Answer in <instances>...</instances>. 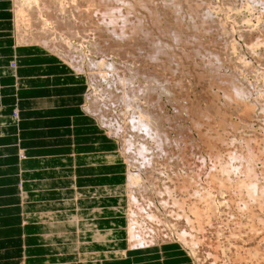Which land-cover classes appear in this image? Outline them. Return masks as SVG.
<instances>
[{"label":"bare ground","instance_id":"bare-ground-1","mask_svg":"<svg viewBox=\"0 0 264 264\" xmlns=\"http://www.w3.org/2000/svg\"><path fill=\"white\" fill-rule=\"evenodd\" d=\"M52 1L53 0H44V3H43V2H41L39 0H19V3L21 2L22 6H20L19 10H18V12H19V14H18V22H20V23L23 22V25H24V23H28V25L31 24V29L33 30V28H32V26H33L35 31L34 32L30 31L31 33L29 35L34 33L33 35L35 36V34H36V39L32 38L30 36H29L30 37L29 38V37H27V35L26 36L25 35H20L19 36V41H20L19 45H16L17 41H16V33H15V30H16V27H15L16 24H15V19H14L15 15H12V12L10 10V19H11L12 27H13V41L15 42L14 43V48H15V52H16V59H15V62H13L12 66L16 70L17 84L20 87V89H22V87L29 86L30 83H27V81H24V80H22L19 77H24V76L32 74V72L28 73V74H22V72H21L20 74H18L19 68L24 67L22 65L24 60H32V61L35 60L36 64H38V65H42V64L45 65V64H49V63H52V64L64 63L65 64L66 63L65 61H67V58H68L69 55H72L71 54L72 52L78 51L80 48H82L80 45H78V46H80V48L79 47L76 48V45H73L72 39H70V38L71 37L75 38L77 35L80 34L82 36L81 38L84 41H88L90 39V35H91V34H89V33H91L89 30H91V31L98 30L101 33V35L99 34L100 38L103 36L102 34H105L107 36V38L104 37L105 35L103 36V39H104L103 46H106V49L109 51V52H107V54L108 53L109 54L112 53L113 55L114 54L115 55H119L118 52L119 51L123 52V49H122V47H123V48L131 50L132 52L136 53L138 56L143 55V54L145 56L149 55V58L146 61H148L149 63L153 64V66L155 67V68L153 67L154 68L153 71H156L157 69L161 68V66H160L161 63L160 62H162V65H163V67L161 68L162 71L165 68H166L167 71H168V69L169 70L170 69L174 70V68L176 66L175 64H178L177 62L172 61V57L171 56L174 57L175 54L173 53V51L169 47H171V45H174V44L176 45V43L179 44L180 41L178 42V40L181 38L180 37L181 35L177 31L174 30L175 28L178 29L177 28L178 26H175V28H173V29L171 28L172 30L175 31V32L172 31L174 33H171L170 30H169V27H171L170 26L171 24L168 26V30H165L167 28V26L161 25V26H163L162 27L163 29L165 27V29H164L165 31L164 30L161 31L162 28L160 29V27L158 26L160 24V22H159L160 20L158 18L160 16L161 12H159V13L157 12L158 11L157 10L158 9L157 5L160 4V3L162 4V2H156V0H54V3H53ZM74 1L76 2V4L73 3ZM160 1H163V4H164V0H160ZM72 3H73V5H82L83 4V6L88 8L89 11H92L91 12L92 15L89 14L88 15L89 17L87 18V20H85L83 18H80V17H74V15L76 13H74V15L71 14L73 12L72 11L73 8H72V6H70ZM165 3L168 4V2H165ZM12 4L14 5V1H12ZM161 4L159 6L160 8L162 6ZM52 6H53V8H52ZM178 6H179V4H178ZM163 7H164V5H163ZM187 7H188L187 9H189V4H188ZM76 8H77V6H76ZM76 8H74V9H76ZM179 8H180V6H179ZM80 9H81V7H80ZM164 9H165V7H164ZM175 9H176V7H175ZM83 10L84 9H81L80 11L83 12ZM191 10H190V12H191ZM49 11H50V13H49ZM63 12H65V14L67 16H66L65 19H60L59 16H57V14L59 13L60 16L61 15L63 16V14H62ZM75 12H78V11H75ZM148 13H151V15L153 13L154 16H152V18L153 19L155 18L156 21H157V19L159 20V21H157V22H159V24H157V25L155 23L156 22L155 20H154L155 22H153L152 19L149 20V21L155 23V28H153L152 26H150L148 24V22H146V21H148L146 19V14H147V17H148ZM181 13L182 12L180 11V14ZM13 14H15V13H13ZM65 14H64V16H65ZM68 14H70V15L68 16ZM174 14H175V12H174ZM175 15H177V12H176ZM30 18H34V20L29 22ZM84 21H85V23H84ZM50 25H53L54 27H52ZM25 26H27V25L25 24L24 27ZM183 26H186V25H183ZM156 27L157 28L159 27L160 31ZM52 28H53V31H52ZM179 28H182V27L179 26ZM184 29H185V27H184ZM59 30H61L63 32L60 33ZM156 30H157V32H156ZM23 31H25V30H23ZM202 31H204V30H202ZM27 33L28 32H26L25 34H27ZM63 33H64L65 37L64 36L61 37V35H63ZM95 34H97V33H95ZM198 35H199V33H198ZM73 36H75V37H73ZM160 36H161V38H160ZM101 40H102V38H101ZM90 41H91V39H90ZM80 42H79V44H80ZM102 42H103V40H102ZM86 43L89 44L90 42L88 41ZM93 45H94V43H93ZM99 45L97 44L95 46V49H96L95 51H101L102 54L106 53V50H104L105 48L101 49ZM101 45H102V43H101ZM118 45H120V47H118ZM166 46H167V48H166ZM112 47H114V48L116 47V50L114 48H112ZM164 47H165V49L169 48L171 50V53H173L174 55H172L170 53L171 54V56H170L169 53H165V52H169L168 51L169 49L168 50L164 49L165 51H163ZM171 48L174 49V47H171ZM57 49H62V50L64 49L65 50L64 52H61V50H60V52L64 53V54L63 55H61V54L58 55L59 56L58 59H62L63 62H61V60H59L60 61L59 62V61H53V60H50V59L40 61L41 59H39V56H34V55H38L39 53H42V52L44 53L45 51L49 52V51H54V50H57ZM180 50L181 49H179V51ZM36 52H38V54H36ZM80 52H81V50H80ZM81 55H79V57H81ZM103 55H105V54H103ZM48 56H49V58H53V57L57 58L56 55H52V54H49ZM109 56H112V55L110 54ZM178 56H180V54ZM133 57H135V55ZM191 57H193V55ZM176 59H177V55H176ZM179 59H182V58L180 57ZM182 60H184V59H182ZM86 62H87V67L89 68V75L94 74V76L96 75L94 77V79L103 80L104 77L106 76L107 72H106V74L102 75L101 73H98V71L94 69L93 66H96L95 64H97V63H95V62H97V61L93 62L90 58H88ZM164 62H165V64H164ZM178 62H180V60H178ZM68 63L74 68V69L70 68L66 64L72 70V73L74 74V76L61 77L60 79H55V78H50V79L52 81H54V82L63 81V82H60V83H69V85L72 84V83L74 84L75 81L79 82L76 86L75 85L72 86V88L65 87L64 84H62L60 87L61 88H65V89H69V90L74 91V92L76 90L78 93H81V94L83 93L82 95L84 96V99H83L81 107H82L84 113L87 116L94 118L96 124L101 129H103L102 125L100 126V124H99V122L97 120L98 118L95 115H93L91 112L86 110V98H87L88 89L85 88L86 76L84 75V73H82V71H81L82 68H80L81 67V63H84V59H82L79 62L80 66H77V65L73 64L72 62H68ZM131 63H132V61H131ZM129 65H131V64H129ZM167 65H168V67H167ZM182 65H181V67H182ZM111 66L113 67V64ZM112 67H110V68H112ZM131 67H132V65H131ZM178 69H179V67H178ZM132 70H134V69H132ZM159 70H157V71L159 72ZM210 70H211V68H210ZM20 71H22V70L20 69ZM129 71H131V70H129ZM162 71H161V74H162ZM178 71H180V70H178ZM233 71H234V69H233ZM115 72H117V71H115ZM125 72L128 73L127 71H125ZM174 72H176V69L174 70ZM152 73L150 75L151 77H152V75H155L154 72H152ZM176 73H179V72H176ZM234 73H235V71H234ZM161 74L159 73L160 76H161ZM46 75H48V74H46ZM46 75H44V76H46ZM121 75L123 76V74H121ZM122 76H118V80L120 81V83H121L120 79L123 78ZM157 76H158V74H157ZM157 76H153V78H155ZM171 76H174V75H171ZM176 76H177V74H176ZM233 76H235V75H233ZM237 76H239V75H237ZM237 76H235V77H237ZM151 77L148 79L149 81H150V79H152ZM179 77L181 78V76H179ZM158 80L163 81V84H164L163 87L160 85V84H162V82L160 83L158 81L160 83V84L158 83L159 87L161 86L162 88H164L167 85L166 82L169 81L168 79H166L167 80L166 81L165 78H164V80L166 81L165 82L162 77H160V79L158 78ZM125 81H127V80H125ZM87 82H88V80H87ZM178 82H180V81L171 82L170 83L171 85H169V86L167 85L165 90H163L162 92H164V93L166 92L168 95L172 94L171 96H175L174 95L175 94L174 90L177 91V89L176 88L174 89V87L175 86H177V88L179 87L180 84L178 85L177 84ZM60 83H57V84H60ZM127 83H128V81H127ZM138 83H139V81H138ZM149 83H151V82H149ZM149 83H148V86L145 88V90H151L150 93H152V91L154 90L155 87L152 88V86H151L152 89H149ZM154 83H155V81H154ZM91 84H93V82ZM129 84H131V83H129ZM124 85H126V83H124ZM156 85H157V83H156ZM182 85L184 86V83H182ZM224 85H225V83H224ZM130 87H131V85H130ZM112 88L114 90H116L115 88H117V87L110 83L108 89L112 90ZM185 89H187V88H185ZM114 90L112 92L111 91H109V92H111L112 95L117 96V93ZM118 90H119V88H118ZM118 90H117V92L119 93ZM236 90H237V88H236ZM238 90H239V88H238ZM162 92H159V93H162ZM173 92H174V94H173ZM178 92L180 94V98H179V96L176 95V97H174L175 99H173L174 101L173 100L172 101L175 102L174 105H177V103H178V105L183 106L184 103L187 102V101L184 102V100H183L184 98L181 97V94H185V93L184 92L182 93L181 91H178ZM111 93H110V95H111ZM187 94H185V95H187ZM193 94H194V92H193ZM95 95H96V93H95ZM239 96H240V94H239ZM158 98L160 99V97H158ZM236 98H238V97H236ZM185 99L187 100L188 98L186 97ZM189 99H188V101H189ZM200 99H202V98H200ZM124 100L125 101L128 100L126 95H124ZM193 100H194V98H193ZM203 100H205V97H204ZM155 102H157V101L155 100ZM192 102H193L192 100L188 102V104L189 103L190 104L188 105V107H186V109L188 110L190 107H191V109L193 108L192 109L193 110V112H192L193 117L192 118L196 119L197 122H198V120L200 121L201 119H203V118H201L199 116H201V114H202L201 111L204 108L202 107V110L200 108H196V105H194V103H193L194 106L191 105ZM208 103H210V102H208ZM131 105L132 104H127L128 107H130ZM159 105H160V103H159ZM212 105L214 106L213 103H210L207 106V108L205 109V110H207L209 112V114H211V111H212V113L216 112V108H214ZM156 106H152V107H156ZM185 106H187V105H185ZM158 107H159L158 109H160L161 106H158ZM173 108H174V106H173ZM174 109H176V108H174ZM187 110L185 112L189 113L188 111H190V110H188V111ZM156 111H157V109H156ZM175 112H177V110ZM179 112H181V111H179ZM177 114L179 115L180 113H177ZM194 114H195V116L196 115H198V116L195 117ZM167 115L168 114H166L164 111H162V115H160V117H156L155 118L153 116V114H152V111L146 113L144 111V109L139 107V106H134L133 107V111L131 112L130 117H129L130 118L129 119V123L132 125L131 127L133 128V130H135V132H138V136L140 138H137V140H136L135 138L131 137V138H129L126 141V145L128 146V148H130L129 150L131 151V153H132L131 155L134 158V160H132V162L122 161L120 159V155H119L118 150L115 149V150H111V151H106L105 153H91V154H73V153H71V154H68V156L69 157H75V159H73V160L70 159L73 163L71 165H68V164L61 165L62 169H64V168L74 169L77 165H91V164L99 165V166H103V165H108L109 166V165H111V166H114V167H117V168L122 167V169H123L122 174L124 173V177L122 179L124 180V184H122L121 186L109 187L107 189L101 188V187L100 188H96L92 192V194H94V195H92V197H96V196L97 197L117 196L118 198H121L125 202L124 204L113 205V206L111 205V206H109L107 208L100 207V208H96V209H94L92 211L89 210V214L87 213V216L85 218H83V217H79L78 218L77 200H78V198L80 196H82L83 198H89V196H90L89 193L90 192L84 190V188L80 189V187L77 186V184L75 182L72 183V185H73L72 187L74 188L73 190H71V189H63V188L57 190L56 188H52V189H56V190H49L47 192L42 191V192H37V193L35 192V193L29 194V195L26 194V196L23 193H21V197H22V199H24V203H25V207H24V204H23L24 220H26V218H25V210L26 209H29V211L32 212V213H30L29 216L33 220L32 223L29 222L30 223L29 227H27V225H28L26 223L27 220L24 221V224H22V225H24V227H23L24 228V232L27 235L26 236L27 238L24 240V242L28 246V247L25 248V252H26L27 255H30V257H27L25 259V263L26 264H29V261L31 260L32 256L37 251L40 250L39 247L45 248L43 250L44 252L51 253V252H56L58 250H60V251L64 250L65 246H67V245L69 247V249H68L69 251H66V252L67 253H73L74 256H72V255L71 256L74 257V259L66 260V262H62V263L61 262H51V263L49 262L48 264H101L100 262L103 261L104 259L107 260L109 258H114V257L121 258V257H123V255L127 251L137 250V249H144V250L146 249L147 250L148 248H151V247H154V246H163V245H167V244H171L172 245L173 243L181 244V246H182V242L181 241H185L186 244L188 243V244H190L192 246L190 248L194 249L193 250L194 251V256L196 254V256H197L196 258L199 257L198 258L199 264H201V263H205V264H227L226 260H228V258L232 257L233 254H235V256H236L237 253L234 252V250H232L231 248L227 247L226 241H229V239L231 241V239L235 238L237 234H241V235H242V233L245 234V232H243V231H244V229L246 230L248 228L247 227L248 224L252 223V221H250V220H254L253 218H255V217H257V219L260 218L259 217L260 211H259L258 214H256L257 212L255 211L256 213L251 215V212L253 211L254 207L252 209H250L249 207H251L252 205L249 206V207L247 206L248 213H250V215H251V216L249 215L250 218L253 216V218L249 220L250 222L246 223V221H245V223L242 224L241 220H242L243 217L240 220L238 218L236 219V217H235L234 218L235 219L234 220L235 221L234 226H232L233 228L231 227V231H230L232 236L229 235L230 233H228V235L231 236L230 238H228V236H226L227 232L225 233V237H227L228 240L224 239L223 241H221V239H220V241L219 240H215L214 241V240L211 239L210 243H212V244H210V243L207 244V240H208V237H207V233L208 232H207V230L210 231L211 228L214 229L213 228L214 225L212 224L211 228L206 229L207 224L210 223L209 221H208L209 223L207 222L208 215H207L206 210H207V208L212 209V207H213L212 205L213 204H212V200H211V197H210V194H209L211 192V188H210V192L209 193H205V191H207L209 189L203 191V187H202L203 185L200 182L201 179H199V172L200 171L199 172L197 171L198 173L195 171L196 175H193V176L191 175L192 177H190V174L193 173L194 171L192 172L193 169H191L190 165L187 163L190 160L186 161L187 160L186 159V160H182V161H186L185 163H187V166L181 164L183 162H180L177 165L174 163L176 165V167H174V168H177V166H179V168L182 170V172H181V170L179 169L180 172L182 173V175H181V173L179 175H181V177L183 176L182 179L180 177L179 178L182 181L183 180L186 181V179H187V181H189V183L186 181L187 183L185 185L184 181H183L182 183L185 186L184 185L181 186L180 184L178 185V183H177V187L175 185L174 186L172 185V187H171L170 186L171 182L168 185V181L167 180L165 181L163 179L165 177H162L163 173L165 174V173H168L170 171L169 167L166 165V163L168 161L175 162L176 161L175 159L178 158L177 154L178 153L180 154V152L182 153V151H185L182 148V146H181L182 143L179 141V139H181V138H177L178 141H174V140L172 141L171 138H175V137H170V134L168 135V132H169L170 129L168 130V128L165 127L164 121L163 122L161 121L162 118L167 119L168 118ZM182 115H183V113H182ZM206 115H207V113H206ZM197 118H199V119H197ZM177 119H178V117H177ZM181 119L183 121V118H181ZM155 121L158 122V123H155ZM193 125H194V128H195V125L197 126V123H195L193 121ZM177 126H178V124H177ZM209 126H207V127H209ZM172 129L173 128H171V130ZM198 129H200V128H198ZM223 129H224V127H223ZM211 130H212V128H211ZM215 131H217V130H215ZM175 132H173V133H175ZM184 132H187V130L184 131ZM211 132L212 131H210V133ZM189 134H187V135H189ZM198 135H199V133H198ZM211 136H213V135H211ZM211 136L209 135V138H207L208 135H206V139L203 138V137H202V139H204V140H208L209 139L208 141H210V139H211L210 143H212V142L214 143V141L212 139L213 137H211ZM199 139H197V140H199ZM216 139H218V138H216ZM220 140H221V137H220ZM113 141L115 142L116 140L113 139ZM208 141H205V142H208ZM218 141H219V139H218ZM195 142H197V141H195ZM172 143L176 144L175 145L176 146L175 147V151H173V150L169 151V149H168V145H173ZM222 144H224V143H222ZM102 145L105 146L104 144H102ZM110 145H112V143ZM184 145H185V143H184ZM208 145H209V142H208ZM228 145H230V144H228ZM197 147H199V146H197ZM186 148L187 147H185V149ZM208 148H209V146H208ZM188 149H189V147H188ZM192 149L194 150V148H192ZM192 149L190 148V150H192ZM212 150H214V149H212ZM191 152H190V154H191ZM184 153L185 152H183L182 155H184ZM186 153H189V152H186ZM197 154H196V157H197ZM154 155L156 157L160 156V158H161V160H160V158L159 159L157 158L155 164H153V162L155 160L152 159V157ZM163 155H164V157H162ZM182 155L180 154L179 156L182 157ZM62 156L61 155H48V156L34 157L33 159H30V160L27 159L26 157H23L21 159V161H20L21 181L23 180V177L25 175L24 171L27 170V169H48V168L54 169V168H58V167H50V165H52V164L54 165L55 161H57L58 163H61ZM155 156H154V158H155ZM190 156H188V158L191 159ZM198 157H201V155L199 154ZM239 157H236V156L234 157L232 155L231 158H229L230 161H222L223 163L220 162L221 163V170H219V169L216 170L215 169L216 171H214L213 174L211 176H209V177H211V179H209V180L213 179L215 182H217L219 184H223L225 186H226V184L229 185V186L230 185L232 186V182H234L233 185H235V186L238 185V187L241 189V191H245L247 193V197L249 195L250 199L254 198L253 200L256 201V204H257V202H259V204L261 206L260 208H263L262 205L264 206V188L261 189V187H263V186L258 181L259 177H257V178L254 177L252 175L253 174L252 172H251L252 176L251 177L249 176L248 179H246L248 176H245L246 178H244V179H246V181L243 178L240 177L241 175L238 176L240 173L242 174L243 172H247L248 171V170L247 171H243L242 168L240 170V167L242 166L241 165L242 161L241 160L239 161ZM183 158H184V156H183ZM235 158H238V159L236 160ZM178 159H177L176 162H179ZM162 160H163V162L165 161L163 165L162 164L161 165L157 164V161H162ZM196 160H198V159H196ZM235 161H239V162L236 163ZM194 162L196 163L195 159H194ZM190 163H191V161H190ZM211 163L213 165L214 160ZM55 164H57V163H55ZM214 164L217 165L216 163H214ZM193 165H195V164H193ZM166 166L168 167L169 171L166 169L168 172H166V171L164 172V170H163V169H165ZM173 166L174 165H172V168H173ZM195 166H197V165H195ZM244 168H245V166L243 167V169ZM196 169H197V167H196ZM201 169L202 168H200V170ZM213 169H214V167H213ZM22 170H23V173H22ZM64 170L62 172V175L66 174L68 176L67 171H64ZM146 170L147 171L152 170L151 172H153L155 170L156 171L158 170L157 173H156V176H155V180H153V178H152V180L153 181H158V180L163 181L164 180V182H163L164 186L161 185L162 186L161 187V186H159L158 183L155 184V182L151 183V184L149 182L150 185H148L147 181H145V179H143L144 178L143 174L147 172ZM151 172L148 175H151L152 174ZM211 172H208V173L211 174ZM237 173H238V175H237ZM171 174H172V172H171ZM177 174H178V172H177ZM244 174H246V173H244ZM248 174H249V171H248ZM159 176H161V177H159ZM176 176L178 178V175H176ZM172 179H173V177L171 178V180ZM249 179H250V181L248 182L247 180H249ZM174 180L176 181V179H174ZM178 181L179 180L177 179V182ZM172 182H173V180H172ZM46 183H47V181H46ZM68 183H70V182H68ZM209 183H208V185H209ZM212 184H213V182H212ZM213 186H214L213 188H215L214 184H213ZM220 186H219V188H220ZM241 186H244V188H246V189H244ZM173 187H174V189H173ZM181 187H182V189L179 190V188H181ZM232 187H234V186H232ZM216 188H217V186H216ZM242 188L244 190H242ZM175 190H176V192H179L178 195H175L176 192L174 194H172V192L175 191ZM219 190H221V189H219ZM73 191H74V194H71V192H73ZM219 192H221V191H219ZM214 195H215V193H214ZM211 196H212V194H211ZM243 197H244V199H243ZM243 197L241 199H242V201H245V203H243L245 205L244 206V208H245L246 205H249L248 202L249 203H251V202L249 200H247L248 198H246V196H243ZM182 199H183V202H179L180 200L182 201ZM122 200H120V201H122ZM142 202H143V204L146 205V207L149 210L142 204ZM223 202H224V200H223ZM26 206H27V208H26ZM258 206H257V208H259ZM47 208H49V209L47 210ZM166 210L167 211H172L174 216L179 217L177 224L182 223V231H181V234L179 236L180 237V241L173 240L172 238H169L167 236L166 229H165L166 219L164 217H162V215H161ZM230 210H229V212L232 213V211H230ZM238 210H240V211L243 210L244 211L243 205H242V208L239 207V209H237V211ZM263 210H264V208H263ZM180 211H182V214H181ZM207 211L209 212V210H207ZM240 211L238 213H240ZM243 211L241 212V215H242ZM249 211H251V212H249ZM215 213H216V211H215ZM234 214H236V213H234ZM246 214H247V212H246ZM263 214H264V212H263ZM244 215H245V211H244ZM230 216H232L231 219L233 220L234 216L232 214ZM236 216H238V215H236ZM249 216L246 215L247 219L249 218ZM215 219H216V217H215ZM259 220L261 221L262 219H259ZM259 220H258V222H259ZM212 223H213V221H212ZM218 223H220V222H218ZM263 223H264V217H263ZM263 223L261 221V224H263ZM254 225H252V226H254ZM256 225H257V223H256ZM35 226L42 227V229L39 230L36 235L32 233V230L37 228ZM218 226L219 225H217V227ZM208 227H209V225H208ZM241 227H243L244 229H241ZM258 227L260 229L259 224H258ZM262 227L263 228L260 229L261 232H260V230L258 232L256 230H254L255 228H257V226L253 229L254 231H256L255 233H254V231L253 232L250 231L251 232L250 235H252V236L249 237L248 240L250 241V240L254 239L256 242L257 241L259 243L262 242L263 244H260L259 246H257L256 245L257 243H255L254 240H253L252 242H254V243L253 244L250 243L251 244L250 248H243L249 254L250 260L252 259L251 253L256 254L257 257L259 256L257 259L262 258L259 261H261V260L263 261V259H264V257H263V255H264V226L262 225ZM217 229H219V228H217ZM217 229H214V233H213V230L210 231V233H212V236L215 235V232H216L215 230H217ZM240 229L243 230V231L239 232V231H241ZM217 233H218L219 236L221 235V231L220 230H217ZM247 233L248 232H246V234ZM222 234H224V233H222ZM247 235H249V233ZM247 235H246V237H247ZM161 238L163 239V241H161L162 240ZM220 238H222V236ZM213 239H215V238L213 237ZM241 239H243V237ZM46 241L47 242L50 241V245L49 246L47 245L48 247L46 245H44V246L42 245V243H45ZM249 241H247V242H249ZM245 242H242V243H245ZM34 245H36V247H34ZM241 245H243V244H241ZM204 246H206V248ZM212 246H213V249H214L213 252L211 251V249H210V251L208 249V248H210ZM237 246H238V244H237ZM46 249H49V250H46ZM202 249H204V250H202ZM207 249H208V251L206 252V254H204ZM196 251H198L200 254L198 255V253ZM203 251H204V253H202ZM240 252H241V250H239V254H238L239 256L242 255ZM117 255H119V256H117ZM187 255L191 258L192 264H195L193 256L191 254H187ZM225 258H227V259H225Z\"/></svg>","mask_w":264,"mask_h":264},{"label":"rangeland","instance_id":"rangeland-1","mask_svg":"<svg viewBox=\"0 0 264 264\" xmlns=\"http://www.w3.org/2000/svg\"><path fill=\"white\" fill-rule=\"evenodd\" d=\"M12 1H14V5L12 6L11 12H12V15H15L14 19H15V24H16V26H15L16 27V30H15L16 41H17L16 45H19V43H20V41H19L20 35H25V36L27 35V37L30 36V37L36 39V34H35V36L33 35L34 33L29 35L31 33L30 31H33V32L35 31L33 26H32L33 30L31 29V24L28 25V23H24V25L25 24L27 25L24 27L23 22H21V23L18 22V14H19L18 10H19V7L22 6L21 5L22 3L21 2L19 3V0H12ZM39 1L44 3V0H39ZM52 2L54 3V0ZM156 2H162V4L160 3L162 5L161 8L159 7L160 4L157 5L158 6L157 12L158 13L161 12L160 16L158 18L160 21L157 19V21H159L160 24H159V22H157L155 20V18L154 19L152 18V16H154L153 13H152V15H151V13H148V17L146 14V19L148 20L146 22H148V24L150 26H152L153 28H155V23H156V25L159 24L158 26L160 27V29L163 26H167L166 29L164 27L165 30H168V26L171 24L170 25L171 27H169L170 32L174 33L175 31H177L181 35V36L179 35L181 37L178 40V42L180 41L179 44L176 43V45L175 44L171 45V47H174L175 50L172 49L171 47H169L175 55L173 53H171V50L169 48H168L169 50L165 49V47L163 48V51H165V50L169 51V52H165V53H169V54L171 53L172 55H174L175 58L173 56H171V54H170V56L172 57V61H175L178 63V64H175L176 66H175L174 70L176 69V72H179V73H176V72H174V70H171V69L170 70L168 69V71H167L165 68L166 66L164 67L165 69L163 68L164 70L162 71V69H161L163 67L162 62H160L161 68L158 67L160 70L157 69V70H159V72L157 70H156L157 72L153 71L155 68L153 66V64L146 61L149 58V55L145 56L143 54V55L138 56L136 53L132 52L129 49L123 48V47H122L123 52L117 51L119 53V55H115V54L113 55L112 53H110L112 56H109L110 54L109 53H108L109 55L107 54V52H109V51L106 49V46H103V44H104L103 36L105 34H102L103 35L101 37L103 40V42H102L101 38L99 37V34L101 35V33L98 30H95L96 32L89 30L91 32V33H89V34H91L90 35L91 41H90V39L88 41L90 43L92 42L91 44L90 43L87 44L86 42H88V41H84L81 38L82 36L80 34L79 35L76 34L77 35V36L75 35L76 37L73 36L75 38L71 37L70 39H72L73 45H76V48L77 47L80 48V46L82 48H80V49L78 48L79 49L78 51L72 52L71 53L72 55L68 56L67 61L72 62L73 64H75L77 66H80L79 62L82 59H84V63H81L80 68H82L81 71L86 76L85 88L88 89L87 98H86V110L91 112L93 115H95L98 118L97 120H98L100 126L102 125L106 135L110 138L112 137L111 139L116 140L115 141L116 149L119 152L120 159L122 161H127V162H132V160H134V158L131 155L132 153L129 150L130 148H128V146L126 145V141L131 137L135 138L136 140H137V138H140L138 136V132H135V130H133V128L131 127L132 125L129 123V119H130L129 117H130L131 112L133 111V107L139 106V107L143 108L146 113L152 111V114L155 118L160 117V115H162V111H164L166 114H168L167 115L168 118L167 119L162 118L161 121L162 122L164 121L165 127L168 128V130L170 129L169 130L170 133L168 132V135L170 134V137H175V138H171L172 141L173 140L178 141L177 138L182 139V140L179 139V141L182 143L181 146L185 150V151H182V153L183 152H185V153H184V155H182V153L180 152L182 157L179 156L180 155L179 153L177 154L178 158L180 157L181 159L176 158L175 160L177 161V159H178L179 162L168 161L166 163V165L169 167L170 171L168 170L167 166L163 170H164V172L169 171L170 173L169 172L165 173V174L163 173L162 177H165L163 179L165 181L166 180L168 181V185L171 182L170 183L171 187H172V185L173 186L175 185L177 187V183H178V185L180 184L181 186L184 184L186 185L187 182L189 183V181H187V179H186L187 182L185 180H183L184 181V184H183L182 183L183 181L181 180L183 178V176L181 177L182 170L179 168V166H177V168H174L180 162H183L181 164L186 165V166L188 163L190 165L191 169H193L192 172L193 171L194 172L190 174V177H192L193 175H196L195 173L197 171L198 172L200 171L199 172V179H201L200 182L203 185L202 186L203 191L209 189V190L205 191V193H209L210 188H211V192L209 194H210L212 204H213L212 209L207 208V210H209V212L206 210L207 215H208L207 222L208 221L210 222V223L208 222L209 224H207L206 229L211 228L212 224H213L214 226L216 225L215 226L216 228L213 226L214 229L219 228L217 230L221 231L220 236L218 235L217 230H215L216 231L215 235L212 236V233H210V231L213 230V233H214V229L211 228L210 231L207 230V232H208L207 233V237H208L207 244L210 243L211 239L214 241L215 240L220 241V239H221V241H223L224 239L228 240L227 237H225V233L227 232L226 236H228V238H230L232 236L230 231H231V227L234 226V223H235L234 218L236 217V219L238 218L240 220L243 217L241 220L242 224L245 223V221H246V223L252 221V223H253V224L251 223L252 225H254V224L256 225V223H257V225H256L257 228H255L256 227L255 225L252 226L251 224H248L247 227L250 230L248 228H247L248 230L247 229L245 230L243 227H241V229H244V231L241 229H240L241 231H239V232L243 231V232H245V234L244 233H242V235L237 234L235 238L231 239V241H230V239H229V241L225 240L227 247L231 248L232 250H234V252L237 253L236 254L237 257L235 256V254H233L232 257H230V258H228V260H226V263L227 264H253V263L254 264L255 263L256 264H264V259H263V261L262 260L259 261L262 258L257 259L259 256L257 257V255L254 253H251L252 259L250 260L249 254L243 249V248H250L251 244H253L254 242L257 243L256 244L257 246H259L260 244H263L262 242H260V243L258 241L256 242L254 239H252L250 241L248 239H249V237L252 236V235H250L251 232H253L254 230H256L258 232L261 228H263L262 225L264 226V223H263V217H264L263 208H264V206L262 205L263 208H260L261 206H260L259 202H257V204L259 205L258 206L256 204V201L253 200L254 198L250 199L249 195L247 197V193L245 191H241V189L238 187V185H236V186L233 185L234 182H232V186H234V187H232L231 185H230L231 186L230 187L227 184H226V186L223 184H219V183L215 182L213 179L209 180V179H211V177H209V176H211L214 171H216L218 169L221 170V163H223L222 161H230L229 158H231L232 155L234 157L240 156L239 161L240 160L242 161L241 162L242 166L240 165L241 166L240 170H241V168L243 171L248 170L249 174L247 171V172H243L242 174L239 172L240 174L238 175V173H237V175L238 176L241 175L240 177L243 179L246 178L245 176H248L246 178V179H248L249 176L251 177L252 175L256 178L259 177L258 181L263 186V187H261V189L264 188V159H263L264 158V0H169V1L164 0V4H163V1H160V0H156ZM165 2H168V4ZM73 3L76 4L75 1ZM73 3L70 5L73 8V10H72L73 12L72 13L70 12V13L73 15H74V13H76L74 15V17H80V18L87 20V18L89 17L88 15L89 14L92 15V13H91L92 11H89V9L84 7L83 4L82 5H73ZM178 4H179L181 9L179 8ZM188 4H189V9H187ZM163 5H164L165 9H164ZM76 6L78 9L76 8ZM174 6L176 7V9ZM80 7H81V9H84L83 12L80 11L81 10ZM52 8H53V6H52ZM74 8H76L77 10ZM74 10L78 11V12H75ZM190 10H191V12H190ZM180 11L182 12L181 14H180ZM174 12H175V14L177 12V15H175ZM13 13H15V14H13ZM49 13H50V11H49ZM62 14L64 16L65 12H63ZM69 15L70 14H68V16ZM57 16H59L60 19H65L67 15L65 14L64 17L61 15L62 16L61 17L60 14L58 13ZM151 19L153 20V22H155V21L156 22L153 23V22L149 21ZM32 20H34V18H30L29 22H31ZM84 23H85V21H84ZM161 25H163V26H161ZM183 25H186V26H183ZM50 26L54 27L53 25H50ZM175 26H178L177 27L178 29H176ZM179 26H181L182 28H179ZM159 27L158 28L156 27V28L160 31ZM184 27H185V29H184ZM171 28L172 29L175 28L174 29L175 31L172 30ZM164 29L162 28L161 31H163ZM23 30H25L28 33L25 34L26 32ZM202 30H204V31H202ZM52 31H53V28H52ZM172 31H174V32H172ZM59 32L62 33L63 31L59 30ZM94 32L97 34H95ZM156 32H157V30H156ZM198 33H199V35H198ZM63 36H64V33H63V35H61V37H63ZM104 37L107 38L106 35ZM160 38H161V36H160ZM79 42H80V44H79ZM93 43H94V45H93ZM101 43H102V45H101ZM97 44L98 45L100 44L99 46L101 49L105 48L104 50H106V53H103L105 55H103L101 53V51H95L96 50L95 46ZM78 45H80V46H78ZM118 47H120V45H118ZM112 48H114V47H112ZM166 48H167V46H166ZM114 49L116 50V47ZM179 49H181V50L179 51ZM60 50H61V52L65 51L64 49L63 50L57 49L54 51H49L48 53H50L52 55H56V57L58 59V57H59L58 55L64 54V53H61ZM80 50H81V52H80ZM36 54H38V52H36ZM179 54H180V56H178ZM79 55H81V57H79ZM134 55H135V57H133ZM176 55H177V59H176ZM192 55H193V57H191ZM180 57L184 60L179 59ZM88 58H90L93 62L97 61V62H95V63H97V64H95L96 66H93V67L95 70L98 71V73H101L103 75V74H106V72H107V74L103 80L94 79V77L96 76V75L94 76V74H91L92 76L89 75V68L87 67V62H86ZM59 60H61V62H63L62 59H59ZM178 60H180V62H178ZM67 61H65L66 62L65 65L67 64L70 68H73ZM131 61H132V63H131ZM112 64H113V67L111 66ZM129 64H131L132 67ZM164 64H165V62H164ZM181 65H182V67H181ZM177 66L179 67V69ZM110 67H112V68H110ZM167 67H168V65H167ZM210 68H211V70H210ZM128 69L131 70L134 74L131 71H129ZM132 69H134V70H132ZM233 69H234L235 73H234ZM178 70H180V71H178ZM115 71H117V72H115ZM125 71H127L128 73H126ZM161 71H162V74H161ZM152 72H154L155 75H152V77H151L150 75ZM159 73L161 74V76L159 75ZM121 74H123V76ZM157 74H158V76H157ZM176 74H177V76H176ZM171 75H174L176 78L174 76H171ZM233 75H235V76L239 75V76L235 77ZM118 76L123 77L122 79H120L121 83L118 80ZM149 76L152 78V79H150V81L148 80L150 78ZM153 76H157V77L153 78ZM159 76L162 77L163 80H164V78H165V80L166 79L169 80V81L166 80L167 82L164 80L168 86L171 85L170 84L171 82L180 81L177 83L178 85L180 84L179 87L178 88H177V86L174 87V89L175 88L177 89V91L174 90L175 94L173 92V94L175 96H171L172 94H169L170 95L169 96L166 92L165 93L162 92L163 90H165L167 85L164 88H162L164 86V84H163V81L158 80V78L160 79ZM179 76H181V78ZM169 77L172 80L174 79L175 81L174 80L172 81ZM87 80H88V82H87ZM125 80H127L128 83ZM138 81H139V83H138ZM154 81H155V83H154ZM158 81L160 83L162 82L163 85L160 84ZM92 82H93V84H91ZM149 82H151V83H149ZM110 83L117 87V88H115L116 90H114L113 88H112V90L108 89ZM124 83H126V85H124ZM129 83H131V84H129ZM148 83H149V89H152L153 87H155L154 90L152 91L153 94L150 93L151 90H145V88L148 86ZM156 83H157V85H156ZM158 83L162 87L161 86L159 87ZM182 83H184V86L182 85ZM224 83H225V85H224ZM130 85H131V87H130ZM151 86H152V88H151ZM118 88H119V90H118ZM185 88H187V89H185ZM236 88H237V90H236ZM238 88H239V90H238ZM113 90L116 91L117 96L112 95L111 92ZM117 90L119 91V93L117 92ZM109 91H111V92H109ZM178 91H181L182 93L184 92L185 94H187L189 92L187 94L188 96L185 94H181V97L184 98L183 99L184 102L187 101L184 103L183 106L178 105V103H177L178 106L174 105L175 104V102H173L174 101L173 99H175L174 97H176V95H177L180 98V94ZM159 92H162V93H159ZM193 92H194V94H193ZM95 93H96V95H95ZM110 93H111V95H110ZM238 93L240 94V96ZM124 95L127 96V99H128L127 101L124 100ZM158 97H160V99ZM186 97L188 99L190 98L193 101L191 103L192 106L196 105V108H200L201 110H202V107L204 108L201 111L202 112L201 116H199L203 119L200 118L201 120L200 121L198 120V122H197L196 119L192 118L193 117V114H192L193 108L191 109V107H190L188 109L191 112L186 109V107H188V105L190 104V103L188 104V102L191 100L190 99H189V101H188V99L186 100L185 99ZM204 97H205V100H203ZM236 97H238V98H236ZM193 98H194V100H193ZM200 98H202V99H200ZM155 100L157 102H155ZM208 102L214 104V106L213 105L212 106L214 108H216V112L212 113V111H211V114H209V112L207 110H205L207 108V106L210 104ZM159 103H160V105H159ZM193 103H194V105H193ZM127 104H132V105L130 107H128ZM185 105H187V106H185ZM152 106H156V107H152ZM158 106H161L160 109H158L159 108ZM173 106L176 109H174ZM156 109H157V111H156ZM176 110H177V112H175ZM186 110L189 113L185 112ZM179 111H181V112H179ZM177 113H180V114L178 115ZM182 113H183V115H182ZM206 113H207V115H206ZM194 116H195V114H194ZM197 116L198 115H196L195 117H197ZM177 117H178V119H177ZM181 118H183V121ZM197 119H199V118H197ZM193 121L195 123H197V126L195 125V128L193 125ZM155 123H158V122L155 121ZM177 124H178V126H177ZM207 126H209L210 128ZM223 127H224V129H223ZM171 128H173V129L171 130ZM198 128H200V129H198ZM211 128H212V130H211ZM186 130H187V132H184ZM215 130H217V131H215ZM210 131H212L213 133L212 132L210 133ZM173 132H175L176 134ZM186 133L187 134L190 133V134L187 135ZM198 133H199V135H198ZM206 135H208L207 138H209V135L210 136L213 135L211 137H213L212 139H213L214 143L213 142L210 143L211 139H210V141H208L209 139L208 140L202 139V137L206 139ZM214 136L215 137L217 136L216 138H218L219 141ZM220 137H221V140H220ZM197 139H199V140H197ZM195 141H197V142H195ZM205 141H208L209 145H208V142H205ZM184 143H185V145H184ZM222 143H224V144H222ZM228 144H230V145H228ZM175 145L176 144L168 145L169 151H171V150L175 151V147H176ZM197 146H199L200 148ZM208 146H209V148H208ZM185 147H187V148L185 149ZM188 147H189V149H188ZM190 148L191 149L194 148V150L193 149L190 150ZM212 149H214V150H212ZM186 152H189V153H186ZM190 152H191V154H190ZM196 154H197V157H196ZM199 154L201 155V157H198ZM187 155L188 156L191 155L190 156L191 159L188 158ZM154 156L152 157V159L155 160L153 162V164H155L157 158L158 159L160 158V156L159 157L155 156V158H154ZM183 156L185 159L183 158ZM162 157H164V155ZM69 158L72 160L75 159V157H69ZM194 159H195L196 163L194 162ZM196 159H198V160H196ZM235 159L237 160L238 158H235ZM160 160H161V158H160ZM182 160H186V161L190 160L191 163H190V161L185 163L186 161H182ZM213 160H214V163H216L217 165H215L214 163H213L214 166L212 165L211 162H213ZM198 161L199 162L201 161V162L199 163ZM239 161H235V162L237 163ZM164 162H163V160L157 161V164L163 165ZM192 163L197 165V166L193 165ZM172 165H174L173 168H172ZM243 165L245 166L244 169H243V167H244ZM196 167H197V169H196ZM213 167H214V169H213ZM200 168H202V169L200 170ZM179 169L181 170V172ZM151 171L152 170L147 171L146 173L143 174L144 175L143 179H145V181H147V184L150 185L151 183L155 182V184L158 183L159 186H161V185L164 186V184H163L164 180L163 181H161V180L153 181V180H155V176H156V173L158 170L157 171L155 170L153 172H151ZM150 172L152 174L148 175V174H150ZM171 172H172V174H171ZM177 172H178V174H177ZM208 172H211V174H209ZM22 173H23V170H22ZM180 173H181V175H179ZM244 173H246V174H244ZM176 175H178V178ZM159 177H161V176H159ZM172 177H173V179H172L173 182L171 180ZM152 178H153V180H152ZM174 179H176V181ZM177 179L179 180L178 182H177ZM246 179H244V180L246 181ZM247 181L249 182L250 179ZM149 182H150V184H149ZM212 182L215 185V188L217 186V188H216L217 190L215 188H213L214 186H213ZM208 183L210 186L208 185ZM219 186H220V188H219ZM244 186H241V187L244 188ZM243 188H242V190L246 189V188H244V189ZM173 189H174V187H173ZM180 189H182V187L179 188V190ZM219 189H221V190H219ZM218 190L221 192H219ZM175 192H176V190L173 191L172 194H174ZM213 192L215 193V195ZM178 193L179 192H176L175 195H178ZM211 194H212V196H211ZM243 196H246V198H248L247 200H249L252 203L251 204L248 202L249 205H246L245 208H244L245 205L243 204V203H245V201H242V199H241ZM243 199H244V197H243ZM223 200H224V202H223ZM179 202H183V199H182V201L180 200ZM23 204L25 207V203H23ZM142 204H143V202H142ZM143 205L146 207L145 204H143ZM242 205H243V209L245 211V215H244L243 210H242L243 211L242 215H241L242 211H240V210L237 211V209H239V207L242 208ZM247 206L248 207L251 206V207H249L250 209H252L254 207L253 211L251 210L252 212L249 211V212H251V215H253L256 212H257L256 214H258L260 211V214H259L260 218L259 217L258 218L262 219L261 221L263 224H261V221L259 219H257V217L253 218V216H252L250 218L251 215H250V213H248ZM257 206L259 208H257ZM26 208H27V206H26ZM26 210H25V218L27 221L26 220L25 221L29 225L30 224L29 222H31V223L33 222V220L29 216L30 213H32V212H30L29 209H26ZM229 210L232 211V213L229 212ZM215 211H216V213H215ZM239 211H240V213H238ZM180 212L182 214V211H180ZM246 212H247V214H246ZM234 213H236V214H234ZM231 214L234 216L233 220L231 219V217H232V216H230ZM161 215H162V217H164L166 219L165 229H166L167 236L169 238H172L173 240L180 241L179 236H180L181 231H182V223L177 224L179 217L174 216L172 211H167V210ZM236 215H238V216H236ZM246 215L247 216L250 215L248 219H247ZM215 217H216V219H215ZM252 218L254 220H250ZM258 220H259V222H258ZM212 221H213V223H212ZM218 222H220V223H218ZM258 224L260 226V229L258 227ZM208 225H209V227H208ZM217 225H219V226L217 227ZM256 231H254V233ZM246 232H248L249 235H247L248 233L246 234ZM260 232H261V230H260ZM222 233H224V234H222ZM228 233H230L229 235H231V236H229ZM246 235H247V237H246ZM221 236L223 239L220 238ZM213 237L215 239H213ZM242 237H243V239H241ZM253 240H254V242H252ZM161 241H163V239ZM247 241H249V242H247ZM181 242H182V246H181V244L173 243L169 247H175L173 245L179 246L180 247V249H178L179 251L176 249L175 252L179 253L180 251H182V252L184 251V252H186V254H191L194 258L195 264H199V261H198L199 257L196 258L197 257L196 254L194 256V251H193L194 249L190 248L192 246L188 243L186 244L185 241H181ZM242 242H245V243H242ZM210 244H212V243H210ZM237 244L240 248L237 246ZM241 244H243V245H241ZM204 247L206 248V246H204ZM204 249H202V250H204ZM208 249H209V251L211 249L212 252L214 250L213 246L208 248ZM208 249L205 251V253H204V251L202 253L206 254ZM238 249L241 250V252H240L242 254L241 256L238 255L239 254ZM198 251H196V252L199 255L200 253ZM170 252H172V251H170ZM117 256H119V255H117ZM263 257H264V255H263ZM225 259H227V258H225ZM24 264H26V263H24ZM201 264H205V263H201Z\"/></svg>","mask_w":264,"mask_h":264},{"label":"crops","instance_id":"crops-1","mask_svg":"<svg viewBox=\"0 0 264 264\" xmlns=\"http://www.w3.org/2000/svg\"><path fill=\"white\" fill-rule=\"evenodd\" d=\"M12 5V0H0V264H23L30 257L25 252L28 246L24 242L27 235L22 225L25 220L21 193L26 196L61 188L73 190L72 183L75 182L80 189L90 192L89 198L80 196L77 200L78 218H85L89 210L125 203L117 196L92 197L96 188L107 189L124 184L122 167L91 164L77 165L74 169L61 168L63 164L73 163L68 154L105 153L115 150L116 144L96 124L94 118L84 113L81 107L83 93L60 87L64 84L65 87L72 88L79 82L69 85L50 79L74 76L64 63L38 65L35 60H24V67L19 68L18 74H32L19 77L30 83L20 89L16 70L12 66L16 59L10 19ZM49 54L45 51L34 56H39L40 61H59L54 57L49 58ZM48 155H63L61 163L55 161L57 164L50 165L58 168L27 169L21 181L20 161L23 157L30 160ZM63 170L67 171L68 176L62 175ZM41 229L42 227H37L32 233L36 235ZM42 245L49 246L50 241ZM170 245L127 251L121 258L104 259L100 263L192 264L186 252L177 253L175 250L180 247H169ZM65 248L49 253L43 251L45 248L39 247L40 250L32 256L29 264L62 263L74 259L73 253L66 252L69 251L68 245Z\"/></svg>","mask_w":264,"mask_h":264}]
</instances>
